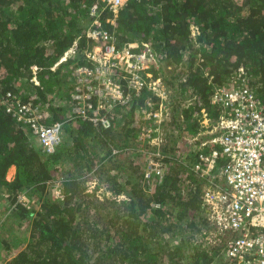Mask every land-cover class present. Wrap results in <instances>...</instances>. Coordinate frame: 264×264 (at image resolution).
<instances>
[{"label": "trees", "instance_id": "trees-1", "mask_svg": "<svg viewBox=\"0 0 264 264\" xmlns=\"http://www.w3.org/2000/svg\"><path fill=\"white\" fill-rule=\"evenodd\" d=\"M93 6L99 28L117 50H149L154 77L166 65L183 67L168 80L161 73L171 83L166 106L174 130H165L152 115L145 119L146 128L156 129L149 138H158L148 151L138 150L134 119L136 102L146 107L145 90L137 95L123 88L129 98L114 104L110 127L88 119V108L85 117L72 112L78 104L72 96L82 93L73 71L94 69L86 52L102 43L86 35L96 28ZM33 66L37 83H27ZM184 68L185 78L173 86ZM238 70L248 75L253 95L264 105V0H127L116 13L102 0H0V231L29 233L4 261L1 253L6 258L11 245L0 232V263H223L225 243L203 239L210 226L200 206L201 180L192 170L199 141L191 138L222 113L224 107L212 98L220 87L230 88L225 85ZM142 76L147 79L143 71ZM8 92L37 107L42 123L62 121L52 153L42 151L28 122L5 112ZM182 98L189 100L186 106ZM151 99L161 100L155 93ZM148 159L165 165L153 184L158 175H145ZM55 181L59 196L48 188Z\"/></svg>", "mask_w": 264, "mask_h": 264}, {"label": "built area", "instance_id": "built-area-1", "mask_svg": "<svg viewBox=\"0 0 264 264\" xmlns=\"http://www.w3.org/2000/svg\"><path fill=\"white\" fill-rule=\"evenodd\" d=\"M102 1L116 13L127 0ZM98 13L95 6L90 8L96 28L86 31L87 37L102 42L86 54L96 65L94 69L83 66L74 70L85 73L86 80L93 81L92 89L77 78L76 89L82 93L72 96L78 104L71 109L81 115L91 108L86 115L88 119L100 122L106 128L111 126L114 104L124 103L129 98V93L127 97L123 95V88L134 89L137 95L142 89L149 88V80L142 76V71L147 68L150 54L149 50L136 54L129 48L117 50L108 42V33L99 28ZM36 69V66L32 67L27 82L34 80L37 83ZM115 73L124 83L114 79ZM228 85L230 88L220 87L212 98L213 102L219 100V106L224 109L210 126L204 127L206 138L201 133L191 138L199 141L200 150L192 170L201 180L204 217L213 224L216 233L227 234L224 264H264V105L253 95L254 89L249 87L244 71L235 74L225 86ZM4 102L5 112L28 122L42 150L52 153L61 139V122L42 123L43 114L37 107L20 103L11 92L6 94ZM150 105L147 102L145 108ZM152 115L156 116L154 110ZM156 121L161 119L157 117ZM146 132L149 137L150 131ZM155 139L157 144L158 138ZM205 148L209 151L204 152ZM164 167L161 160L151 159L145 175L155 172L161 177ZM56 195L59 196V191ZM18 200L26 199L19 195Z\"/></svg>", "mask_w": 264, "mask_h": 264}, {"label": "rangeland", "instance_id": "rangeland-1", "mask_svg": "<svg viewBox=\"0 0 264 264\" xmlns=\"http://www.w3.org/2000/svg\"><path fill=\"white\" fill-rule=\"evenodd\" d=\"M194 29L192 31L193 34L196 32V30H194ZM94 46L97 47L98 45H94ZM93 50H94V47H93ZM184 58L186 59L187 56H185ZM115 63H118V62L116 61ZM159 65L160 64L158 63V64L152 65V66H153L154 69H157ZM146 67L147 68L145 69L144 72H145V76L147 77V80H149V82H148L149 88L145 90L144 94L145 93H149V94H148V96L144 97L143 101H144L145 105H147V102L148 103L150 102L151 105H150V107L147 106V109H146L145 107L139 105L136 102V116L134 118L135 121H136V124L138 125V129H137L138 139L141 141V146L138 148V150H140L141 152H143L145 150L148 151V149L151 148V145H153V143H155L156 140H157V139H155L152 136H151V138H149L147 136L148 133L146 132V130L152 131V133H156V129H154L152 124H150L149 127H147V128H146V124H144V120L149 118L148 113H150V115H152V111L154 110V112H156V116H154V117H156V118L158 117V119H161V121H163L165 123V127H164L165 130H169V129L172 130L174 128V124L170 121V110H169V107L166 106V102L169 101L168 86L170 87L171 83H169L166 80H164L163 77L161 76V73H164V76H166V79L168 80V79H170L169 78L170 74L177 73L178 71L182 72L181 68H183L181 66V64H178V65H176V64L166 65L165 71L164 72H160V73L158 71L157 72L158 73L157 76L154 77L152 72L149 71V67H151V64L150 63L146 64ZM183 73H182V75H180L178 77V79H173V81H172L174 83L173 86L177 87V83L179 81H183V79L185 78L186 73H188L187 71H185V68L183 69ZM73 76L78 78L84 84L86 83V86H87V83H88V89H92L93 81L91 80L89 82V80H86L87 75L85 73H80V72L76 73V71H73ZM112 77H113V75H112ZM83 88H85V87H83ZM153 93L158 94L160 96L161 100H160L159 103H158V101L152 102L151 97H152ZM48 95H51V94H48ZM54 96L55 95H53V99L56 98ZM48 98H51V97L49 96ZM162 100H164V101H162ZM61 102H63V99H61ZM164 102H165V106L166 107H164ZM181 103L183 104V106H186L187 103H189V100L188 99L185 100V98H182ZM122 104L124 105V104H126V102H124ZM90 105H92V104L90 103ZM126 108H128V107L125 106V108H124L125 110H122L121 113H124L126 111ZM90 110H91V108L88 109V111H90ZM83 115L84 114H81V116H83ZM113 118H115V116H113ZM142 121H143V123H142ZM205 121H207V124L209 123V119L207 117H205V120L203 119L202 122L205 123ZM116 123H117V127H120L122 125L123 121L121 119L120 121H117ZM200 133L204 135V130L201 131ZM173 139H174V137L171 138V140H173ZM183 146H187V145H183ZM14 171H15L14 166L10 167L8 169L7 173H6V179L11 180L13 178ZM52 185H53L52 189H51L50 185L48 186V188H50L51 193L55 196L56 195V191H59L58 190V183L55 181V182H52ZM119 198H121V196H119ZM0 210L2 211V209H0ZM1 216H2V214H1ZM208 229L209 230L206 231V234L203 237V239L205 241L210 242L211 244L212 243H217L218 244L221 240L226 238V236H224V234H226L225 232L222 235V234H219V233H216V232H213V231L211 232L210 228H208ZM0 232H2V234H3L4 230H2ZM4 234H6V235H4ZM4 234L1 235V236L2 237L4 236L9 241V243L11 245L10 250L8 251V255H5L6 258L4 257L5 253L3 251L1 253L2 256H3L4 261H6V259H8V257H11L12 255L16 254L17 250L14 248V245L18 242V240H20L21 238H26V240H27L28 236H29V233L26 232L25 235H24L21 232L20 229L14 228L10 233L6 232ZM217 264H220V263H217ZM221 264H224V262L221 263Z\"/></svg>", "mask_w": 264, "mask_h": 264}, {"label": "clouds", "instance_id": "clouds-1", "mask_svg": "<svg viewBox=\"0 0 264 264\" xmlns=\"http://www.w3.org/2000/svg\"><path fill=\"white\" fill-rule=\"evenodd\" d=\"M55 66V65H54ZM32 70V69H31ZM238 71H240V70H238ZM36 72H38V68L36 69ZM37 75V74H36ZM35 75V76H36ZM28 83H30V82H28ZM121 104V103H120ZM71 110V109H70ZM69 110V112L71 113V111ZM68 111H66V115H65V118H67L68 116H69V113ZM152 117H154L153 115H152ZM155 119H157L156 117H154ZM113 119V118H112ZM205 120V119H204ZM59 122H61V124H62V121H60V120H58ZM205 123H206V121H205ZM61 132H63V131H61ZM33 134V133H32ZM34 135V134H33ZM62 135V134H61ZM197 134H195V135H193V136H196ZM36 137V136H35ZM37 139V138H36ZM197 140H195L194 142H196ZM191 142H192V140H191ZM38 144H39V142H38ZM40 145V144H39ZM41 147V146H40ZM42 148V147H41ZM197 149H199L198 147H196ZM43 151V150H42ZM207 151H209L208 149H204V152H207ZM44 152V151H43ZM199 152H200V150H199ZM151 159H148L147 160V166H146V171H147V167H148V163H149V161H150ZM155 160V159H154ZM198 161V155L195 157V160L193 161V163H192V165H194L196 162ZM193 167V166H192ZM163 172H165L164 170H163ZM145 174H146V172H145ZM158 175V174H157ZM160 179V176L158 175V178L156 179V178H152L151 180H150V183L151 184H153V181H156V182H158V180ZM202 194H203V192H202V189H201V193H200V200H201V208H202V210L204 211V206H203V198H202ZM203 217H204V213H203ZM206 218V217H205ZM206 220H207V218H206ZM208 226H210V229H211V232L213 231V232H216V229H215V227L213 226V224L212 223H210V221H209V224H208ZM224 236H226L227 237V235L226 234H224ZM226 239V238H225ZM225 239H223V240H221L219 243H222V242H224L225 243ZM218 243V244H219ZM212 244H217V243H212ZM1 264V263H0Z\"/></svg>", "mask_w": 264, "mask_h": 264}, {"label": "crops", "instance_id": "crops-1", "mask_svg": "<svg viewBox=\"0 0 264 264\" xmlns=\"http://www.w3.org/2000/svg\"><path fill=\"white\" fill-rule=\"evenodd\" d=\"M12 167V166H11ZM222 262H224V259H223V261Z\"/></svg>", "mask_w": 264, "mask_h": 264}]
</instances>
